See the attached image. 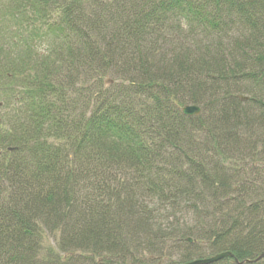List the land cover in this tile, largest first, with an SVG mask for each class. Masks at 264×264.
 Returning a JSON list of instances; mask_svg holds the SVG:
<instances>
[{"label":"trees","instance_id":"trees-1","mask_svg":"<svg viewBox=\"0 0 264 264\" xmlns=\"http://www.w3.org/2000/svg\"><path fill=\"white\" fill-rule=\"evenodd\" d=\"M224 251L264 252V0H0V264Z\"/></svg>","mask_w":264,"mask_h":264},{"label":"water","instance_id":"water-1","mask_svg":"<svg viewBox=\"0 0 264 264\" xmlns=\"http://www.w3.org/2000/svg\"><path fill=\"white\" fill-rule=\"evenodd\" d=\"M200 112H201L200 107L194 104L184 105L183 107H181V113L186 116H198ZM12 149H15V148H9V150H12ZM187 241L191 242L192 240L190 238H187ZM230 256H232V254L229 251H224V252L213 254L209 257L194 259L189 262H178L174 264H213L217 261L222 260L225 257H230ZM263 258H264V252L259 254V256H257L254 260L238 261L237 259H234V262L236 264H244V263L259 261Z\"/></svg>","mask_w":264,"mask_h":264},{"label":"rangeland","instance_id":"rangeland-1","mask_svg":"<svg viewBox=\"0 0 264 264\" xmlns=\"http://www.w3.org/2000/svg\"><path fill=\"white\" fill-rule=\"evenodd\" d=\"M190 222H191V219H190ZM48 239V241H50V237L49 238H47ZM177 257H173V259L172 260H175Z\"/></svg>","mask_w":264,"mask_h":264}]
</instances>
